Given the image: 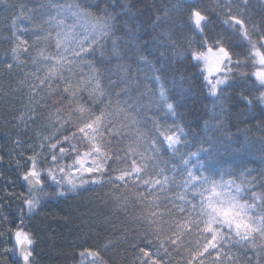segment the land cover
Here are the masks:
<instances>
[{
	"label": "trees",
	"instance_id": "trees-1",
	"mask_svg": "<svg viewBox=\"0 0 264 264\" xmlns=\"http://www.w3.org/2000/svg\"><path fill=\"white\" fill-rule=\"evenodd\" d=\"M263 41L264 0H0V264H264Z\"/></svg>",
	"mask_w": 264,
	"mask_h": 264
},
{
	"label": "rangeland",
	"instance_id": "rangeland-1",
	"mask_svg": "<svg viewBox=\"0 0 264 264\" xmlns=\"http://www.w3.org/2000/svg\"><path fill=\"white\" fill-rule=\"evenodd\" d=\"M199 16L195 15V22H199ZM263 52L256 56L255 62L259 66V70L254 73L253 78L257 83L264 86V41L262 42ZM228 55L223 50H206L203 53L196 55L195 60L200 63L202 70L204 72L205 78L211 84V86H218L224 83L223 76L227 73L226 67L230 64ZM262 106L264 107V89L262 95ZM97 162L95 157L91 154L83 155L79 157L78 160L71 166V176L78 177L84 173L96 169ZM26 241L25 237L18 235L16 237V245L21 242Z\"/></svg>",
	"mask_w": 264,
	"mask_h": 264
},
{
	"label": "water",
	"instance_id": "water-1",
	"mask_svg": "<svg viewBox=\"0 0 264 264\" xmlns=\"http://www.w3.org/2000/svg\"><path fill=\"white\" fill-rule=\"evenodd\" d=\"M22 182L25 188L33 194H37L41 189V182L34 173H28L24 176ZM16 252L19 264H31V255L27 241H21L17 245Z\"/></svg>",
	"mask_w": 264,
	"mask_h": 264
}]
</instances>
